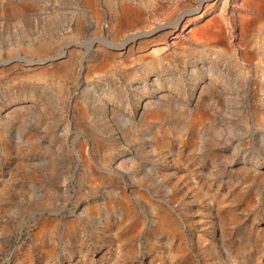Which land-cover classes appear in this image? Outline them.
I'll use <instances>...</instances> for the list:
<instances>
[{
    "label": "rangeland",
    "instance_id": "obj_1",
    "mask_svg": "<svg viewBox=\"0 0 264 264\" xmlns=\"http://www.w3.org/2000/svg\"><path fill=\"white\" fill-rule=\"evenodd\" d=\"M245 1L0 0V264H264Z\"/></svg>",
    "mask_w": 264,
    "mask_h": 264
},
{
    "label": "crops",
    "instance_id": "obj_2",
    "mask_svg": "<svg viewBox=\"0 0 264 264\" xmlns=\"http://www.w3.org/2000/svg\"><path fill=\"white\" fill-rule=\"evenodd\" d=\"M251 3L254 5L253 11L244 16L243 22L252 20L253 23H256L257 25H264V0L245 1V6L248 4L250 5ZM240 56L242 57L241 53Z\"/></svg>",
    "mask_w": 264,
    "mask_h": 264
},
{
    "label": "bare ground",
    "instance_id": "obj_3",
    "mask_svg": "<svg viewBox=\"0 0 264 264\" xmlns=\"http://www.w3.org/2000/svg\"><path fill=\"white\" fill-rule=\"evenodd\" d=\"M187 13H188V12H187ZM187 13H186V14H187ZM186 14H185V13H182L181 18L184 17Z\"/></svg>",
    "mask_w": 264,
    "mask_h": 264
}]
</instances>
